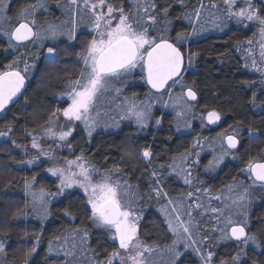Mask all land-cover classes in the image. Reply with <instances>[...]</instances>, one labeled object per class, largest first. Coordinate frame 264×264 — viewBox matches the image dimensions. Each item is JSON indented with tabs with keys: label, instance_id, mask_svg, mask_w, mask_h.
<instances>
[{
	"label": "snow or ice",
	"instance_id": "1",
	"mask_svg": "<svg viewBox=\"0 0 264 264\" xmlns=\"http://www.w3.org/2000/svg\"><path fill=\"white\" fill-rule=\"evenodd\" d=\"M12 3L13 0H0V36L7 38L3 51L12 54L11 62L0 68V118L7 119L12 108L26 107L30 103V98L25 95L26 81L35 70V61L40 58L39 49L46 47L45 63L55 66L60 58L56 41L64 36L68 41L77 39V17L80 23L86 20L93 33L75 53L78 73L74 78L72 72L64 73L69 78L63 81L57 95L67 106L50 112L40 125L41 133L34 128H25L24 134L31 138V148L37 149L36 152L29 153L27 144L12 140V146L25 149L27 157L19 160L13 157V162L38 168L41 156L50 161L45 172L57 178L56 192L35 188V172L23 178V191L30 197L31 213L41 223L50 215V197L64 196L66 190L79 188L86 197L84 211L92 226L100 229L118 247L99 259L96 251L88 246V230L73 224L49 240L45 260L53 257L50 264H185L181 258L191 250L199 257L200 264H248L249 247L264 255V242L260 239L264 235V217L258 218L257 231H253L250 221L254 204L264 202V149L258 157H250L245 162L241 169L244 179L233 177L231 183L213 193L211 187L193 174L194 168L201 163V151H196L202 149L199 136L191 148L170 157L167 166L161 163L158 167L154 166V158L160 154L151 146L139 150L125 148L118 161L109 166L105 157L104 165L99 166L86 157L83 150L73 155L69 140L77 126L83 127L90 142L97 128H119V120H132L141 131L153 122L159 128L163 117L154 119L153 101L172 109L176 132L191 129L190 121L197 117L193 110L198 107L196 102L199 100L195 81L192 84L185 81V73L195 68L199 57V52L191 50V45L198 43L197 38L210 30L223 32L230 23L242 29L255 28L254 38L246 41L248 47L241 48L237 44L236 50L247 53L242 56V67L260 76L259 95L253 90L248 103L264 115V101L259 99L264 96V0H208L207 3L196 0L191 6L186 0H177L182 11L175 19L187 21L190 30H178L174 35L171 3L161 4L160 0H129L127 9L124 0L119 7L112 0H57L56 7L66 19L55 23L45 17L42 24L38 23L37 14L52 11L47 0H28L15 12H12ZM47 41L52 43L46 44ZM30 47L36 51L29 52ZM137 77L153 90L146 93L147 101H139L135 93L131 97L124 94V89L133 86ZM255 84L257 81L253 80L252 85ZM199 119L201 127H205V120L207 125H216L221 121L222 113L216 109L208 110L206 114L201 113ZM18 121L19 115L0 130L4 143ZM244 136L245 130L241 127H233L231 133H220L217 137L219 149H213L212 159L204 165V171H217L226 157L237 159V152L233 150L242 146ZM246 138L253 144L264 139V133L249 125ZM41 139L52 141L56 148H67L69 154L61 157L53 150L46 151L38 142ZM208 143L212 146L216 141L209 140ZM58 157L63 159L62 164ZM137 163L144 167L133 183ZM129 168H132L131 172L127 170ZM5 171L11 174L7 165ZM172 176L187 186L178 196L165 190L164 181ZM15 178L12 176L8 180L6 188ZM142 178L146 180L144 192L140 190ZM152 201L159 205L166 231L172 237L171 243L163 247L146 243L140 234L144 209ZM213 201L217 203L213 204ZM28 214L17 208L12 218L19 220ZM63 217L69 221L76 219L70 207L63 209ZM212 220L215 225H209ZM40 235L36 234L30 245L23 246L27 249L22 253L24 264H29L37 253ZM24 236H28L27 231ZM221 244H230L235 249L234 254L216 259L212 248ZM0 256L7 257V244L3 240H0ZM3 264L13 262L5 260ZM252 264L264 262L253 255Z\"/></svg>",
	"mask_w": 264,
	"mask_h": 264
},
{
	"label": "trees",
	"instance_id": "2",
	"mask_svg": "<svg viewBox=\"0 0 264 264\" xmlns=\"http://www.w3.org/2000/svg\"><path fill=\"white\" fill-rule=\"evenodd\" d=\"M56 1L48 0V3L52 4ZM26 2L27 0H13L11 4L12 12H15L18 7L23 6ZM112 2L119 7L121 0H112ZM166 2L171 3V17L174 23L172 34L174 35L178 30H190L187 21L175 19V16L182 11L177 0H160L161 4ZM186 2L191 6L196 3V0H186ZM205 2L207 3L208 0H205ZM259 6L257 4V7ZM124 7L126 9L130 7L129 0H124ZM51 13V16L56 17L54 11ZM49 16L50 14L44 13L43 17L49 19ZM43 17L37 18L38 23L42 24L45 22ZM12 19L14 20L15 17L13 16ZM208 27L211 28V25H208ZM254 32V27L242 29L234 23H230L229 27L223 32L210 30L197 38L198 43L191 45V50L199 52L195 68L185 73L186 83L192 84L195 81V87L199 95V100L196 102L198 107L193 110L197 113V117L190 121L191 129H182L181 132H176L173 111L161 110L154 104L152 107L154 119L163 117L162 125L158 128V131H151V129L157 128L152 123L143 131H139L132 124H124L120 130L114 133L94 132L89 142V137L83 127L77 126L72 137L69 138L73 145V155H78L83 150L85 156L99 166L104 165L105 157H107L110 166L113 162L119 160L125 148L134 147L139 150L143 147L151 146L154 152L160 154L154 158V166L158 167L161 163L167 166V163L170 162V157L177 155L186 148H191L193 141L199 136L202 149L197 148L196 151H201V163L194 168V176H198L204 185L211 187L213 193L224 184L231 183L233 177L237 180L244 179L241 169L245 166V162L250 157H258L260 150L264 149V139L249 144L246 138L247 126L249 125L261 129L262 133H264V115L260 114L259 108L254 109L248 103L253 90H257L259 95L258 81L260 76L258 73L242 67L244 63L242 59L243 53L236 50L237 44L243 48L248 39H253ZM6 44L7 38L0 36V68L6 63H10L12 59L11 53L3 51ZM32 51H36V49L30 47L29 52ZM65 53H68V55H65ZM39 54L40 58L35 61V70L29 74L30 79L27 80L28 86L25 95L30 98V103L26 107L12 108V111L7 114V119L0 118V130H3L9 121L15 120L16 116L19 115V121L15 123L12 133L20 144H27L28 137L24 134L25 128H34L37 131L40 125L47 120L51 111L66 103L60 100L57 95L61 91L63 81L69 78L64 73L72 72L74 78L79 71L75 67V53L70 50L60 51V58L55 66L45 63L46 56L41 53V49H39ZM21 67H23L22 64ZM253 80L257 81V84L252 85ZM142 83L137 77L135 85L126 88L127 90L124 91V94L131 97L135 93L139 101H147L149 98L146 93L150 92V90L146 88L145 83H143L142 87ZM249 85L252 86L249 87ZM135 86L140 88H135ZM141 87L146 89L142 91ZM131 88L133 89L131 90ZM130 90L131 92H129ZM259 99L264 101V96H260ZM205 105H207V108ZM212 109L222 113L220 124L218 127L213 128L209 127L204 121L205 127H201L199 115L201 113L206 114L208 110ZM239 121L243 123L240 124L238 123ZM233 127H241L245 130L242 146L236 150L237 159H232L231 156L226 157L224 163L220 165L217 171L206 173L204 165L208 160L212 159L213 149H219L218 135L220 133H231ZM100 129L103 130L104 128ZM209 140L216 141V143L210 146ZM0 149H11L10 152L0 150V239L7 244V257H4L6 261H11L13 264H24L22 253L27 249L23 246L30 245L33 236L41 234L38 251L30 259L29 264H50V261L54 259L53 257H49L48 261L45 260L49 240L54 239L65 227H70L73 224L77 228L88 230V246L96 251L99 259H103L114 247H118L117 244L114 245V242L108 240L100 229L92 226L84 211L86 198L77 191L68 192L64 196L55 198L50 197V215L47 220L41 223L31 213L30 197H26L23 191V178L30 177L35 172L37 183L34 187L37 189L43 187L48 192L57 191L56 179L45 172L46 163L40 162V167L38 168H28L25 165L14 163L13 157L19 160L24 156L10 142L4 143V140H0ZM64 149L65 152L62 156H67L69 154L68 149ZM5 165L11 169V174L5 171ZM143 167L144 165L142 164L137 163L135 165V172L132 176L133 183L136 182L135 177L141 176ZM127 170L131 172L132 168ZM12 176L16 178L6 188L8 180ZM164 183L166 185L165 190L172 196H178L187 188L181 179L174 176L167 177ZM145 184L146 180L142 178L140 181L141 192L146 190ZM26 203L28 204L27 208H25ZM212 203L215 204L217 202L213 201ZM69 207L76 216L75 221H69L66 217H63V209ZM158 207L159 205L155 201L148 203L144 209L143 219L140 222V234L146 243L163 247L171 243L172 237L171 233L166 231L165 218L158 211ZM17 208L27 211L29 213L28 216L14 220L12 217ZM259 217H264V202H257L252 207L250 221L253 231H257L256 225L260 223ZM215 223V220L209 221V225H215ZM25 231L28 232L27 237L24 236ZM260 239L264 242V235H261ZM208 243L212 244V241H208ZM212 251L216 253L215 258L219 259L221 257L228 258L234 254L235 249L230 244H221L218 247H213ZM253 255L259 261L264 262V255H261L258 250L249 247L248 264H252ZM181 259L185 261V264H200L199 257L192 253L191 250L185 253V256Z\"/></svg>",
	"mask_w": 264,
	"mask_h": 264
},
{
	"label": "flooded vegetation",
	"instance_id": "3",
	"mask_svg": "<svg viewBox=\"0 0 264 264\" xmlns=\"http://www.w3.org/2000/svg\"><path fill=\"white\" fill-rule=\"evenodd\" d=\"M27 2H28V0H27ZM56 2H53L52 4H49L48 3V0H47V3L49 5V7L52 9L51 12L54 11L56 13V17H54L53 15L51 16V14H52L51 12L48 13V14H50L49 19L51 17V19H50L51 21H53L55 23H60L62 20H65L66 17L63 15V13L61 12V10L56 7ZM43 16H44V13H42V12L37 14V18L38 17H43ZM44 20H45V18H44ZM92 34L93 33H91V31H90V28H89V26L87 24V21L85 20L84 23H80L79 22V17H77V29H76V37H77V39L74 40V41H68L67 37L64 36V37L59 38L56 41V43L59 46V50L60 51H66V50L69 51L70 50L73 53H78L80 51V49H81L84 41L87 40V39H89ZM45 43L46 44H51L52 42L51 41H47ZM41 53L43 55H46L47 54L46 53V47L45 48H41ZM145 86H146L147 89H149V87L146 84H145ZM142 87H143V83H142ZM142 87H141L142 91L146 89V88L144 89ZM135 88H140V87L139 86H135ZM150 91H152V90H150ZM66 106H67V103H65L63 106H60V108L66 107ZM153 123H152V125H154ZM119 124H120V127L117 128V129H107V130L103 129L102 130V129L99 128V129H97L95 131V133H105V134L114 133V132H117L118 130H120V128L124 124H126V125L127 124H132L133 126H136L132 120H126V121L120 120ZM148 131H150V130H148ZM151 131L152 132H156V131H158V128H153V129H151Z\"/></svg>",
	"mask_w": 264,
	"mask_h": 264
},
{
	"label": "rangeland",
	"instance_id": "4",
	"mask_svg": "<svg viewBox=\"0 0 264 264\" xmlns=\"http://www.w3.org/2000/svg\"><path fill=\"white\" fill-rule=\"evenodd\" d=\"M205 15H207V12L205 13ZM257 39H258V37H257ZM245 47H248L247 46V44L243 47V48H245ZM255 52H256V56H257V59H259V49L258 48H256L255 49ZM46 56V55H45ZM243 56H247V53L246 52H244L243 53ZM250 70V69H249ZM250 71H252V70H250ZM254 72V71H253ZM135 83H136V81H135ZM135 83H134V85H135ZM133 85V86H134ZM133 86H130V87H133ZM128 88V87H127ZM133 88H131V90H132ZM125 90H127L126 88L124 89V91ZM131 90L129 91V92H131ZM176 91H178V89L176 90ZM175 94V93H174ZM165 99V101H167L168 100V98L167 97H165L164 98ZM63 101V100H62ZM154 104H156L157 106H158V108H160L161 110H167V111H169V110H172L171 108H163L162 107V105L160 104V103H158V102H155V101H153V105ZM110 115H115V113H110ZM61 120H63V117H61ZM124 121H126V120H124ZM119 122H120V120H119ZM45 126H47V125H45ZM77 129V128H76ZM75 129V130H76ZM107 129H117V128H115V127H111V128H107ZM37 133H41L42 132V129H41V127L36 131ZM70 138V137H69ZM30 137H28L27 138V152H29V153H34V152H36L37 151V149H32L31 148V143H30ZM0 140H4L3 138H0ZM12 140H16V142L17 143H19L18 141H17V139L15 138V136L13 135V133H11L10 134V136L7 138V141L8 142H12ZM39 143H41L42 144V146L44 147V149L46 150V151H48V150H53L55 153H57V154H60V156L62 157V154L65 152V149L63 148V149H59V148H56V146H55V144H53L52 143V141H50V140H43V139H41V140H39L38 141ZM12 144V143H11ZM16 150H18V152H20L24 157H25V159L27 158L25 155H24V153H25V149H18V148H16ZM40 162H42V163H46V168L50 165V161H48L45 157H43V156H41V158H40V161L38 162V163H40ZM58 162L59 163H63V159L62 158H60V157H58ZM26 166V165H25ZM48 174V173H47ZM50 175V174H49ZM51 176V175H50ZM53 177V176H52ZM53 178H55L56 179V184H57V178L56 177H53ZM56 190H57V188H56ZM72 191H77V192H80V193H82L83 195H84V193H83V190L82 189H79V188H73V189H69V190H66V193H68V192H72ZM65 193V194H66ZM86 198V197H85ZM164 216V215H163ZM1 240V239H0ZM118 245V244H117ZM5 261V259H4V257L3 256H0V264H3V262Z\"/></svg>",
	"mask_w": 264,
	"mask_h": 264
},
{
	"label": "water",
	"instance_id": "5",
	"mask_svg": "<svg viewBox=\"0 0 264 264\" xmlns=\"http://www.w3.org/2000/svg\"><path fill=\"white\" fill-rule=\"evenodd\" d=\"M27 86H28V82L26 81V88H27ZM153 91V90H152ZM11 106V105H10ZM9 106V107H10ZM1 115V114H0ZM205 122H206V124H207V121L205 120ZM221 122V121H220ZM220 122H218V124H216V125H208L209 127H218V125L220 124ZM224 143H225V147H226V140L224 141ZM233 151H236V150H233Z\"/></svg>",
	"mask_w": 264,
	"mask_h": 264
}]
</instances>
